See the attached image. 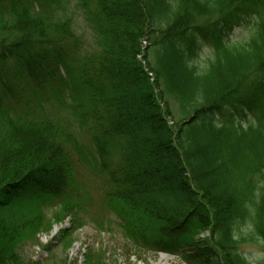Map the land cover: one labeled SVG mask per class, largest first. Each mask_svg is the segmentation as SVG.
<instances>
[{"label":"trees","instance_id":"1","mask_svg":"<svg viewBox=\"0 0 264 264\" xmlns=\"http://www.w3.org/2000/svg\"><path fill=\"white\" fill-rule=\"evenodd\" d=\"M61 1L0 0V264H40L18 249L46 200L78 208L80 180L143 251L264 264V0H74L93 50Z\"/></svg>","mask_w":264,"mask_h":264},{"label":"rangeland","instance_id":"2","mask_svg":"<svg viewBox=\"0 0 264 264\" xmlns=\"http://www.w3.org/2000/svg\"><path fill=\"white\" fill-rule=\"evenodd\" d=\"M49 14L53 17H70L76 32L83 38L85 48L93 50L92 34L82 20V16L76 9L74 0H62L58 5L52 6ZM253 23V22H252ZM254 24V23H253ZM254 27L236 30L230 39L243 42L247 39ZM212 47H204L195 58V66L198 71L207 67L208 59L213 57ZM167 106L173 116L178 119L179 108L172 95L164 93ZM60 112H64L61 111ZM255 122V118H251ZM78 193L81 201L76 210L62 212L61 201L57 199L46 200L39 205V210L44 218L50 220L48 229L37 233L33 240H27L18 249L24 262L32 261L40 264H84V255L91 253L95 257L103 259L106 264H186L179 251H143L138 246L130 243L122 236L118 220L103 206L96 202L85 200L86 185L80 180ZM84 187H83V186ZM93 198L96 192H89ZM33 203L29 206L34 210ZM67 229L68 233L62 237L61 230ZM208 235V233H204ZM241 251L251 263H256L263 258V252L259 244H241ZM173 255V256H171Z\"/></svg>","mask_w":264,"mask_h":264}]
</instances>
